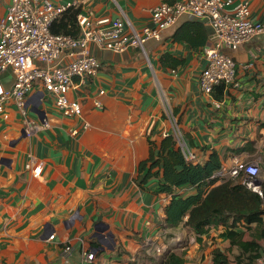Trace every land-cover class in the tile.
Returning <instances> with one entry per match:
<instances>
[{"label": "crops", "instance_id": "1", "mask_svg": "<svg viewBox=\"0 0 264 264\" xmlns=\"http://www.w3.org/2000/svg\"><path fill=\"white\" fill-rule=\"evenodd\" d=\"M54 1H76L83 14L95 19L115 18L123 11L140 28L151 23L154 6L173 0ZM239 1L233 0L227 9ZM249 1L251 18L263 21L264 0ZM7 5L8 0H0L1 13H6ZM189 21L204 22L184 15L163 32L161 40H149L145 51L96 50L100 71L72 92L82 103V117L63 116L41 85L28 95L27 112L36 121L48 116L47 128L28 137L14 103L7 108L8 119L0 114V264H64L66 245L72 247V264H158L161 255L155 254L154 245L184 253L186 264H212L213 250L220 248L229 264H238V248L220 236L223 226L203 235L213 238L209 250L202 251L192 231L195 239L187 246L180 239L186 231L184 222L175 227L165 224L171 195L157 192L161 178L151 177L145 188L136 182L139 164L149 157V138L159 145L178 125L199 162L213 149L224 155L223 166L257 162L264 184V33L237 50H224L238 64V85L229 86L218 101L199 87L205 51L213 45L208 30L207 42L198 47L174 38ZM188 30L189 26L183 29ZM165 53L179 60L175 67L161 64ZM249 63L252 66L245 67ZM14 79L12 69L0 70L5 88ZM95 100L102 102V108L95 106ZM84 122L89 123L87 128ZM243 146L248 148L235 153ZM31 156L43 163L42 176L26 169ZM177 191L187 195L196 188ZM235 230L245 232V240L251 238L244 225ZM87 252H94L92 261H85Z\"/></svg>", "mask_w": 264, "mask_h": 264}, {"label": "built area", "instance_id": "2", "mask_svg": "<svg viewBox=\"0 0 264 264\" xmlns=\"http://www.w3.org/2000/svg\"><path fill=\"white\" fill-rule=\"evenodd\" d=\"M232 3L233 0L163 1L151 9V23L140 28L123 11L115 18L106 16L98 19L80 12L77 17L80 32L71 35L53 33L51 27L66 10L77 8L76 1L8 0L6 13L0 12V70L12 69L15 79L10 88L0 84V114L8 119L7 108L14 103L24 117V130L28 137L47 128L50 124L48 116L36 121L29 118L27 112L28 95L41 85L63 116L82 117V103L72 97V92L81 81L96 76L100 71L102 64L96 50L123 53L136 47L145 51L149 40H161L163 32L184 15L203 20L214 30L213 45L205 51L206 65L199 76L200 89L211 95L218 84L223 83L226 88L235 87L238 85V64L224 50H237L254 36L264 33V20L254 21L251 18L249 0H240L228 10L227 6ZM250 66L252 63L245 65ZM159 90L168 105L165 90L161 86ZM99 93L104 94L105 90ZM95 106L102 108V102L95 100ZM83 126L87 128L89 123L84 122ZM77 132V129L72 131L75 135ZM174 134L186 158L197 162L196 153L187 145L178 125ZM26 169L36 177L42 176L43 163L31 156ZM258 171L254 163L236 161L230 167L222 166L213 177L241 180L263 196L262 183L255 177ZM154 250L161 255L165 248L154 245ZM71 253L72 247L66 245L64 264H72ZM84 256L85 261H92L95 254L87 252ZM256 264H264V255Z\"/></svg>", "mask_w": 264, "mask_h": 264}, {"label": "trees", "instance_id": "3", "mask_svg": "<svg viewBox=\"0 0 264 264\" xmlns=\"http://www.w3.org/2000/svg\"><path fill=\"white\" fill-rule=\"evenodd\" d=\"M80 12V8H69L54 21L51 31L78 35L80 27L77 17ZM186 26H189V30L184 32ZM174 38L189 42L193 47L205 45L208 40L207 26L204 22H186L177 30ZM160 62L165 67H175L179 60L165 53ZM226 90L223 83L218 84L213 88L211 96L222 101ZM253 143H249L250 151L254 150ZM149 144V157L139 164L136 182L145 188L151 177L161 178L157 192L171 195L165 208L166 226L175 227L184 222L196 234L198 242L212 227L223 226L225 230L220 236L228 238L231 247L238 248L235 257L238 264H256L264 255V184L261 196L241 180L213 177L223 166L222 152L211 150L204 162L188 160L175 134H168L159 145L149 138ZM247 148L243 146L234 151L239 153ZM184 186L195 187L196 192L187 195L179 193L177 190ZM239 224L250 230V239L245 240V232L235 230ZM253 224L256 226L252 227ZM158 264H186V260L184 253L169 249L161 254ZM212 264H229L227 255L220 248L213 250Z\"/></svg>", "mask_w": 264, "mask_h": 264}, {"label": "rangeland", "instance_id": "4", "mask_svg": "<svg viewBox=\"0 0 264 264\" xmlns=\"http://www.w3.org/2000/svg\"><path fill=\"white\" fill-rule=\"evenodd\" d=\"M244 162H246V161H244ZM255 165H257V167L259 168V171H258V173H257V175H256V180L257 181H259V182H261V179H262V176H263V174H262V171H261V169H260V164H258L257 162H255L254 163ZM186 225H183L182 226V229L184 228V229H186V231H185V234L183 235V236H181L180 237V239L181 240H183V242H184V244H186L187 243V246H189V242L192 240V239H195L194 238V233H192L193 231L189 228H186L185 227ZM192 231V232H191ZM199 246H200V248L202 249V251L204 252L205 250L207 251V250H209V248L211 247V245H213L214 244V241H213V238L211 239V236H204L203 237V240L202 241H200L199 243ZM175 245H177V244H175ZM174 245V246H175ZM228 246V245H227ZM227 246H224L225 248L227 247ZM154 247V246H153ZM226 249H228V247L226 248ZM231 251V250H230ZM229 251V252H230ZM155 254L156 255H159L157 252H155ZM203 254H205V253H203ZM187 260H189V258L187 257Z\"/></svg>", "mask_w": 264, "mask_h": 264}, {"label": "water", "instance_id": "5", "mask_svg": "<svg viewBox=\"0 0 264 264\" xmlns=\"http://www.w3.org/2000/svg\"><path fill=\"white\" fill-rule=\"evenodd\" d=\"M207 30H208L209 34L211 35V37H212V35H213V33H214L213 28H212L210 25H208V26H207Z\"/></svg>", "mask_w": 264, "mask_h": 264}]
</instances>
